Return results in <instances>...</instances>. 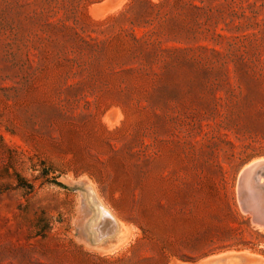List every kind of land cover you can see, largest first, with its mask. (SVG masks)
<instances>
[{"label": "rangeland", "instance_id": "1", "mask_svg": "<svg viewBox=\"0 0 264 264\" xmlns=\"http://www.w3.org/2000/svg\"><path fill=\"white\" fill-rule=\"evenodd\" d=\"M262 160L264 0H0V264H264Z\"/></svg>", "mask_w": 264, "mask_h": 264}, {"label": "bare ground", "instance_id": "2", "mask_svg": "<svg viewBox=\"0 0 264 264\" xmlns=\"http://www.w3.org/2000/svg\"><path fill=\"white\" fill-rule=\"evenodd\" d=\"M262 161H257V162L252 163L251 165H249L248 167H246L244 169L243 173L245 174V178H246V183H245L246 191L250 194L249 196H252L251 204H253V206H255L254 207L255 215H256L255 217H256L257 221H262L261 223L264 224V190H262V189L257 190V188L253 187V184L251 183V180L248 176V174L254 170L252 168L254 166L258 165ZM246 174H247V176H246ZM251 185H252V187H251ZM247 198H249V197H247Z\"/></svg>", "mask_w": 264, "mask_h": 264}, {"label": "water", "instance_id": "3", "mask_svg": "<svg viewBox=\"0 0 264 264\" xmlns=\"http://www.w3.org/2000/svg\"><path fill=\"white\" fill-rule=\"evenodd\" d=\"M252 169L254 170L251 173H249L248 176L251 180V183L253 184V187L257 188V190H260V189L264 190V161L260 162L258 165L254 166Z\"/></svg>", "mask_w": 264, "mask_h": 264}]
</instances>
